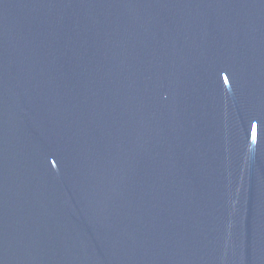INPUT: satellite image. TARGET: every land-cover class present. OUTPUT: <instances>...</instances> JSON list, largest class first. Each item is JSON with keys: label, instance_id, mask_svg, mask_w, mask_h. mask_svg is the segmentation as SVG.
<instances>
[{"label": "water", "instance_id": "95a60500", "mask_svg": "<svg viewBox=\"0 0 264 264\" xmlns=\"http://www.w3.org/2000/svg\"><path fill=\"white\" fill-rule=\"evenodd\" d=\"M0 264H264V0H0Z\"/></svg>", "mask_w": 264, "mask_h": 264}]
</instances>
